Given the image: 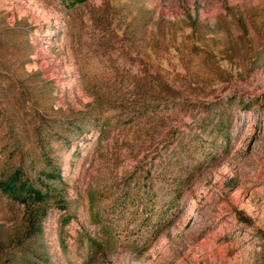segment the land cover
Wrapping results in <instances>:
<instances>
[{
	"label": "rangeland",
	"instance_id": "1",
	"mask_svg": "<svg viewBox=\"0 0 264 264\" xmlns=\"http://www.w3.org/2000/svg\"><path fill=\"white\" fill-rule=\"evenodd\" d=\"M0 35V264L31 185L47 264H264V0H0Z\"/></svg>",
	"mask_w": 264,
	"mask_h": 264
},
{
	"label": "trees",
	"instance_id": "2",
	"mask_svg": "<svg viewBox=\"0 0 264 264\" xmlns=\"http://www.w3.org/2000/svg\"><path fill=\"white\" fill-rule=\"evenodd\" d=\"M13 44H20L24 41L20 38L22 30L14 32ZM0 35V42L6 43ZM46 97H53L55 87L51 85V80H45ZM29 96L34 97L35 87H30L27 91ZM32 192L26 198L25 211L21 222L9 230L6 235L9 257L7 264H47L43 259L47 256L45 241L44 221L48 216L49 209L54 202L63 201L65 196L62 194L63 187H58L54 193H44L42 186L31 185ZM1 241V240H0Z\"/></svg>",
	"mask_w": 264,
	"mask_h": 264
}]
</instances>
